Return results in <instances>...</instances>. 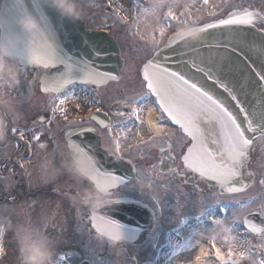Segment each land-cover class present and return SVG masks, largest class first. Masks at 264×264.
<instances>
[{
    "label": "flooded vegetation",
    "instance_id": "1",
    "mask_svg": "<svg viewBox=\"0 0 264 264\" xmlns=\"http://www.w3.org/2000/svg\"><path fill=\"white\" fill-rule=\"evenodd\" d=\"M83 1L80 0L79 3L83 5ZM106 1H109V4L103 3L101 11L104 7H109L110 12L112 10L115 13L118 12L115 4L119 0ZM249 6L263 12L264 3L257 6L249 4ZM259 25L264 28V22ZM110 34L113 35L111 32ZM55 69L57 67L41 66L29 69V75L35 79L37 73L42 76ZM120 74L119 80L110 81L99 87L90 85L67 87L62 95H59L62 99L67 98L64 104V115L59 112L54 113V104L49 103L57 94L41 92L40 81H37L36 91L40 97V103L38 105L23 104L25 110L23 120L16 129L10 130L9 145L0 146V205L12 204L13 201L10 198L13 197L17 204L35 200L38 205L46 202L54 205L55 202L60 201L64 213L62 231L56 233L50 230V234L58 241L55 251L60 264H191L192 260L188 258L195 255L202 243L208 245L209 256L206 259L210 261V264H220L215 260L214 250H211L205 236L199 235L205 229H210L209 233L214 229V219L226 220L225 226H231L228 221L233 220L236 212L244 215L248 211L241 209L240 205L232 201L251 203V209H257L261 197L264 196V185L259 183L263 178L258 181L256 174L253 177L255 183L252 182L245 191L217 195L221 203H216L209 193L219 194V189H209L204 180L183 169L180 157L182 152H185L189 140L183 137L178 129L168 125L165 120L164 125L167 129L163 130L156 144L151 147L137 144L135 138L127 134L125 130L118 137L121 150L119 154H116L115 143L111 136L124 129L125 119L117 115V112L127 113L130 110L113 104L117 101L128 102L123 98L128 93L138 96L143 92L139 73L137 78L127 77L122 70ZM70 88L77 90L74 95L79 93L80 97L83 96L79 97L80 106L73 104ZM139 98L140 96L136 100ZM83 102L87 104L83 105ZM27 106H33V108L29 111L25 109ZM97 108H100V113H97ZM44 110L48 111L47 121L33 122V116ZM93 113H97L101 118H105L104 114H107L106 118L110 120L114 129L111 135L96 121L90 119ZM143 115L146 120V114ZM161 119L162 117L159 118ZM84 127L94 128L96 131L83 136L69 135V132L75 133ZM128 127H132L131 121L128 122ZM135 131L136 129L133 128V132ZM36 135L42 136V139L37 141L34 138ZM124 135L128 138L124 139ZM145 139L148 137L145 136ZM57 141L68 144L78 143L89 148L98 159L101 173L104 175L112 176L113 173L116 176L124 175L129 173L131 168L134 169L135 175L131 180L121 184L116 183V186L111 189L120 202L127 204L129 212L137 213L135 226L129 227L126 232L114 230L108 226L106 219H103L106 224H101L102 220L93 217L94 215L86 209L83 210V216L77 219L75 210L69 202L52 191L55 185L29 187L25 166L34 167L40 154L45 151L50 152ZM258 142L260 141L254 143L253 149ZM41 144L46 147L41 148ZM168 144H172L171 154L176 157L175 163L161 162L163 154L160 152V147L167 150ZM111 158L121 161L120 173L113 168ZM256 160V153L252 151L251 164L248 167L250 171L255 172L258 163L253 162ZM172 169H179L180 175L172 173ZM186 178H188L187 183L184 182ZM65 179L66 177H61L58 183H63ZM9 180L15 182L12 188L6 187ZM193 180L199 187L194 186ZM201 189L203 192L200 191ZM108 208H112V205L106 209ZM38 212L39 208H37ZM249 218L254 223H264V219L258 215ZM233 227L240 235L237 248L247 244L253 246L252 255L241 261V264H254V262L259 264L260 260L264 259V249L256 247L261 243L260 238L249 233L246 226L239 222ZM109 230L114 233L113 236L107 234ZM236 234V232L232 233L234 236ZM115 235L119 238H114ZM0 243L3 244L4 249V254L0 256V264H17L18 245L13 233L7 232ZM217 246L221 247L226 254V247L221 244ZM118 248L125 250L123 255L117 256Z\"/></svg>",
    "mask_w": 264,
    "mask_h": 264
},
{
    "label": "snow or ice",
    "instance_id": "2",
    "mask_svg": "<svg viewBox=\"0 0 264 264\" xmlns=\"http://www.w3.org/2000/svg\"><path fill=\"white\" fill-rule=\"evenodd\" d=\"M203 4L207 6L209 0H203ZM137 7L139 8V5ZM194 7L195 0L192 3H182L181 0H150L149 7L144 9L145 15L156 18L157 23L160 24L159 36L161 38L165 36L167 28L173 26V21L178 25H191V27H188V33H181L169 40L164 48L159 47V43L153 35L152 53L142 67L141 83L145 91L139 94V100L124 102L125 107L130 111L127 113L117 112V115L125 118L124 129L112 135L111 139L115 143L116 154H119L121 150L118 137L125 130L127 134L135 138L137 144L151 147L156 144L163 133L164 120L170 121L178 127L182 136L191 142L180 157L183 169L204 180L209 189L218 188L219 194L210 192L209 195L216 203H221L217 199V195L223 196L226 193L245 191L250 186L244 182L245 177L251 178L257 174L254 171L246 172V169L251 164L254 142L264 141V61L258 67H253L251 63H245L251 58L245 54L244 37L246 34L243 29L246 27L255 28L257 20H264V17H261L258 12L244 9L231 12L224 18L200 26L198 19L193 17L192 9ZM209 14L215 15V10ZM122 19L126 22L128 18L122 17ZM209 30H224L218 35L227 33L228 42L218 41L209 45L218 51L198 60L179 59L174 61L175 67L169 66L173 61L168 49L184 40L186 35L205 33ZM261 38L264 39V33ZM257 51L261 56H264V46L259 47ZM52 63L55 64V57H53ZM41 66L47 67L48 65L42 64ZM65 67L67 72L63 77L56 79L54 85L49 86L45 82L43 88L45 93H59L74 83L71 78V67ZM252 73L255 74L256 80H253ZM114 79L116 77L111 73L101 71L96 65H92L81 82L99 86ZM245 84L255 90L260 101L258 108L246 106L241 99V97L252 94L244 87ZM217 89H221L223 93L227 94V97L234 102V107L229 103V99H225ZM147 96L155 97L158 102L162 119L156 124L149 123L143 115L145 105L142 102ZM66 99H60L58 105L54 102V113L65 114ZM96 111L100 113L101 110L97 108ZM104 115L105 118L93 115L90 119L96 121L111 135L114 131L113 126L106 118L107 114ZM129 121L132 122V127H128ZM204 125L208 126L207 130ZM133 128L136 129L135 132H133ZM209 129H211V135H209ZM95 131L94 128L84 127L75 133L69 132V135L83 136ZM257 132L259 133L258 137L250 138L248 135V133ZM145 136L148 139H145ZM34 138L39 141L42 136L36 135ZM123 138L127 139L128 137L124 135ZM169 138L171 137L169 136ZM71 146L82 157L90 172L94 173L93 179L98 186L105 190L116 186L115 175L102 174L89 153L85 151L84 146L78 143H71ZM40 147L44 148L46 145L41 144ZM172 150V144H168L167 150L160 147V152L163 154L162 163L165 161L176 162V157L171 154ZM258 171L264 175V161L258 162ZM171 172L180 175L179 169H172ZM187 179H185V183H187ZM193 183L195 187H199L195 185L194 180ZM259 183L264 185V179H261ZM200 191L203 192V189ZM232 203L238 204L241 209L248 211L244 215L236 212L231 226H225L226 220L214 219V229L205 236L211 250H214L215 260L220 264H241V261L252 255L253 246L251 244L241 245L240 248L236 246L240 235L233 225L237 222L245 225L249 233L258 236L261 243L256 247L264 249V223L257 224L249 218L258 215L264 219V196L261 197L259 206L255 210L251 209V203L244 204L238 200L232 201ZM233 232L237 234L234 236ZM107 234L114 235L111 230ZM114 238L118 239L119 237L115 235ZM218 244L226 247V254L221 247L217 246ZM208 256L209 251L201 248L200 254L195 256L194 264H210V261L206 259ZM259 264H264V259H261Z\"/></svg>",
    "mask_w": 264,
    "mask_h": 264
},
{
    "label": "clouds",
    "instance_id": "3",
    "mask_svg": "<svg viewBox=\"0 0 264 264\" xmlns=\"http://www.w3.org/2000/svg\"><path fill=\"white\" fill-rule=\"evenodd\" d=\"M38 3L45 10V16L46 10L51 9L62 19L72 22L80 21L83 17L79 0H38ZM16 27L18 31L0 29V146L9 145L10 130L16 129L23 120V104L40 103L36 83L42 77L37 73L33 79L29 69L41 67L40 60L57 56L62 50L55 24L49 28L38 16L28 13L17 19ZM188 31V28L180 25L172 38ZM196 36L186 35L185 39ZM54 102L49 101L51 104ZM148 122L152 123L150 119ZM85 151L100 169L92 151L89 148H85ZM252 151L257 156L253 163L264 161V141ZM25 174L30 188L55 185L52 191L69 202L77 219L83 216L85 209L100 218L104 209L119 202L112 189L105 190L97 185L93 179L94 173L67 142L57 141L50 152L41 153L34 167L25 166ZM61 177L66 179L58 183ZM14 183L9 180L6 187L12 188ZM10 199L12 204L0 205V242L7 232L13 233L18 245L17 264H60L55 251L58 241L50 230L56 233L62 231V203L57 201L54 205L49 202L38 205L37 201L32 200L17 204L14 197ZM124 251L116 249L117 256L123 255ZM3 254V244L0 243V256ZM194 262L195 258L192 264Z\"/></svg>",
    "mask_w": 264,
    "mask_h": 264
},
{
    "label": "water",
    "instance_id": "4",
    "mask_svg": "<svg viewBox=\"0 0 264 264\" xmlns=\"http://www.w3.org/2000/svg\"><path fill=\"white\" fill-rule=\"evenodd\" d=\"M244 9H248L249 11L260 13L258 10L243 8V9L231 10L224 17H226L231 12L243 11ZM44 11L45 10L41 9L38 0H1V4H0V29H4L7 31H18V28L16 27L17 19L20 16L28 13L38 16L44 22V24L49 28L52 27V24L56 25L57 31L59 33V38L62 42V50L60 54L54 56L55 57L54 65L52 63L53 57L42 59L39 61V64L40 65L47 64L48 66L61 65L62 68L53 72L52 74L42 76L40 80L42 91L45 82L48 83L49 86H52L54 85L56 79L64 76V74L67 72V68L65 66L71 67L72 69L71 78L74 81V83L77 82L79 84H85L81 81L84 79L85 73L91 68L92 65H96L101 71L111 73L113 76L116 77V79L114 80L119 79L120 77L119 71L123 66L124 59L121 55L120 47L115 39L109 36L106 31L87 29L85 22H83L82 20L72 22L66 19H62L61 17L58 16V14L55 11L51 9L46 10L47 16H45ZM260 15L261 17H264L261 13ZM49 18L51 23H49ZM214 21L215 20L210 22H214ZM262 21L264 22V20H257L256 24H259ZM204 24H201L200 26H203ZM223 31L224 30H209L208 32L197 34L195 38H187L178 42L172 48L167 50L171 55L173 61L170 62L169 66L175 67L176 64L174 63V61L179 59L198 60L203 56H207L211 53H215L218 50L209 47V45L215 44L218 41L221 43L228 42L227 33H224L223 35H218V33ZM243 32L246 34L244 37L245 54L250 56L251 58L250 60L245 61V63L246 64L251 63L253 67H258L260 63L264 61V56H261L257 51L259 47L264 46V39L261 38L262 33H264V30L256 26L255 28L246 27L243 29ZM173 36L174 33L168 37L165 45H167L169 40L173 39L172 38ZM165 45H163L160 48H164ZM241 59H243V57H241ZM142 67L143 65L141 66L140 69L141 77H142ZM252 78L253 80H256L254 73H252ZM244 87L248 89L252 94L245 97H241V99L245 102L246 106L251 108H258L260 101L258 96L255 94V90L250 89L249 85L247 84H245ZM217 91L225 99H229L227 97V94L223 93V90L217 89ZM153 98L156 104L158 105L156 98L155 97ZM229 103L232 104L234 107V102H232L230 99H229ZM45 113L46 112H39L37 115L33 116L32 121L45 122L47 120L46 119L47 117H45L46 116ZM241 119H243L242 116ZM204 127L207 130L208 126L204 125ZM211 134H212L211 129H209V135ZM248 135L250 138L253 136L258 137L259 133L258 132L248 133ZM111 159H112L111 161L113 162L112 163L113 168H116V171L120 173L121 171L119 166L121 161L114 158ZM132 174H133V169L131 168L129 173H125L124 175L125 176L130 175L127 177L130 179ZM124 175L122 174L121 175L117 174V176L115 175V178H117V184L122 182V180H125V179H121ZM252 180L253 177L251 178L245 177L244 182L246 184H250ZM115 204L117 203L112 204V207ZM121 210H122L121 215L123 217L119 213H115L114 215L113 214L106 215L102 213L100 216L102 218L101 219L102 221H100V223L104 224L103 219L108 216L113 218L116 217L118 219L117 225H121L122 224L121 221L127 219L126 213L122 209V206H117L115 211L121 212ZM111 211L115 212L112 209Z\"/></svg>",
    "mask_w": 264,
    "mask_h": 264
},
{
    "label": "rangeland",
    "instance_id": "5",
    "mask_svg": "<svg viewBox=\"0 0 264 264\" xmlns=\"http://www.w3.org/2000/svg\"><path fill=\"white\" fill-rule=\"evenodd\" d=\"M181 2L192 3L193 0H181ZM103 3L109 4V1L105 2V0H84L82 2L83 5L81 6L80 4V7L84 14V21L87 23L89 28H105L117 37L122 48L123 58L125 60L122 73L127 77L131 76L137 78L140 64L148 59L152 53L154 47V44L152 42L153 35H155L156 41L159 43L160 47L166 41V36L169 35L172 31L177 30L180 25L173 21V26L171 28H167L165 36L161 38L159 36L160 24L157 23L156 18L144 14V9L149 7L150 0L116 1L115 5L117 6L118 10V12L116 13H118V15L115 14L113 10L109 15L104 14L101 11V5ZM262 3H264V0H209V4L205 6L203 4V0H195V7L192 9V12L193 17L197 18L200 22L202 20H208L211 18L214 19L219 16H223V14H225L231 7H241L247 4L257 6ZM138 5L139 8L137 7ZM213 10H215V15H210L209 13ZM122 17H127V21L125 22ZM141 87V90L144 92L145 89L143 88L142 83ZM69 91L70 95L73 97V104L80 106V94L78 93V95H74L75 92L77 93V90H75L74 88H70ZM138 96L128 93L123 98H125L128 102H132V100H136V98L138 99ZM151 98V96H147L146 100L143 103L145 105L144 113H147V110L149 108L155 106ZM60 99H62V97L55 96V104L58 105ZM86 104L87 103L83 102V105ZM32 108L33 106H27L25 109L30 111ZM22 110L24 114V108ZM259 143L260 142L256 144L255 149L258 147ZM255 172L257 173L258 181L261 178L264 179V175H261L258 171V166L255 168ZM209 231L210 229H205L199 236H207L209 234ZM202 247L205 246H200L199 250ZM196 253L194 255V258L196 256ZM192 258L189 257L188 260H192L193 262L194 258Z\"/></svg>",
    "mask_w": 264,
    "mask_h": 264
},
{
    "label": "bare ground",
    "instance_id": "6",
    "mask_svg": "<svg viewBox=\"0 0 264 264\" xmlns=\"http://www.w3.org/2000/svg\"><path fill=\"white\" fill-rule=\"evenodd\" d=\"M158 116H159V109H158L157 106H154V107L149 108L147 110V113H146V119H147V121L150 119L153 124H156L158 122L157 119H159ZM165 129H167V127H164V130ZM202 248L205 250L204 247H202ZM200 251H201V249L198 250V252L196 253V255H199L200 254Z\"/></svg>",
    "mask_w": 264,
    "mask_h": 264
}]
</instances>
